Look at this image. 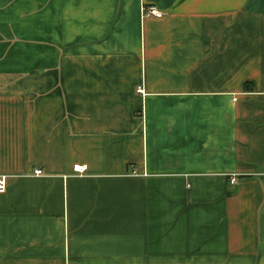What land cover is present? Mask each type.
I'll use <instances>...</instances> for the list:
<instances>
[{"label": "crops", "instance_id": "0c3cea01", "mask_svg": "<svg viewBox=\"0 0 264 264\" xmlns=\"http://www.w3.org/2000/svg\"><path fill=\"white\" fill-rule=\"evenodd\" d=\"M0 177V264H264V0H0Z\"/></svg>", "mask_w": 264, "mask_h": 264}, {"label": "built area", "instance_id": "2783aa9c", "mask_svg": "<svg viewBox=\"0 0 264 264\" xmlns=\"http://www.w3.org/2000/svg\"><path fill=\"white\" fill-rule=\"evenodd\" d=\"M142 17L145 16H153V17H161L162 12L159 11L156 7L149 5V6H141L140 8ZM137 92H140L139 88H136ZM86 169V166L84 164L75 163L72 165V171L75 175H82ZM41 174V171L39 169H33L31 172V175L38 176ZM235 177L234 175H231L229 178V183H234ZM4 190V179L3 177H0V191Z\"/></svg>", "mask_w": 264, "mask_h": 264}]
</instances>
